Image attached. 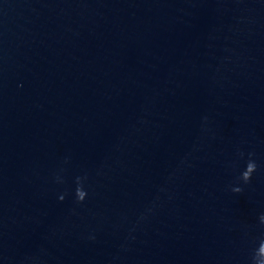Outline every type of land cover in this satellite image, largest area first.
I'll return each instance as SVG.
<instances>
[{"label":"water","instance_id":"water-1","mask_svg":"<svg viewBox=\"0 0 264 264\" xmlns=\"http://www.w3.org/2000/svg\"><path fill=\"white\" fill-rule=\"evenodd\" d=\"M0 264H264V0H0Z\"/></svg>","mask_w":264,"mask_h":264}]
</instances>
